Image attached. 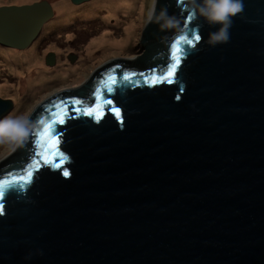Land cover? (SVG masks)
Returning <instances> with one entry per match:
<instances>
[{"label": "water", "instance_id": "1", "mask_svg": "<svg viewBox=\"0 0 264 264\" xmlns=\"http://www.w3.org/2000/svg\"><path fill=\"white\" fill-rule=\"evenodd\" d=\"M243 2L227 43L209 46L215 27L189 21L200 40L184 46L173 82L151 83L152 69L166 70L182 34L163 43L173 30L147 22L142 72L112 62L33 110L43 125L0 162V180L38 168L0 199V264H264V0ZM180 4L154 7L186 21ZM53 14L46 0L0 6V45L27 48ZM98 96L112 99L99 122L83 114ZM11 109L0 99V116ZM53 113L65 119L55 135L66 159L45 164L36 141Z\"/></svg>", "mask_w": 264, "mask_h": 264}, {"label": "rangeland", "instance_id": "2", "mask_svg": "<svg viewBox=\"0 0 264 264\" xmlns=\"http://www.w3.org/2000/svg\"><path fill=\"white\" fill-rule=\"evenodd\" d=\"M42 0H0V6L2 5H23V4H31L33 2H38ZM52 6L54 15L53 17L43 25L40 33L41 36L35 39L37 50H40V58L42 62L49 68L54 67L55 65H60L62 63L71 65L69 75L62 82L53 81L52 84H45L46 89H50L48 95L42 97L40 100L31 101L29 95H24L19 98L17 96L19 91V87L3 88L2 79L3 77L0 75V97H5L9 99L3 100H11L13 102L14 108L12 111L13 114H25L30 115L35 108L47 97L60 93L61 91H66L70 88H80L87 81L86 78H90L97 69L101 68L100 66L104 62L112 61L115 59H134L136 56L144 53V49L138 47L139 42L142 40L143 29L147 26V17L149 12L153 10L155 6L156 0H135L136 3L142 5V11L145 10L144 13L141 14V17L135 19L136 22H130L134 35L132 39L128 40L119 51H116L114 47L105 48V52L101 53L99 47H94L93 49H89L87 46V41L94 37L96 34L103 32L104 28H113L115 21L120 24L111 30L115 35L120 36L122 33L125 24L131 20L130 14H120L119 17H109L101 19L99 15L95 17H75L70 18L64 25H50L51 21L54 20L56 10L54 9V4L56 0H46ZM91 0L82 1L79 4H75L70 0H67V3L70 5H75V9H78L82 5H88ZM80 6V7H79ZM80 12V11H79ZM102 16V15H101ZM133 16V20H134ZM40 33L38 35H40ZM94 35V36H93ZM34 40V41H35ZM33 41V45H34ZM142 42V41H141ZM143 43V42H142ZM28 49V48H27ZM27 49H10V47L5 48V46L0 45V50L4 53L5 58H8L7 54L15 51H25ZM49 52H54L58 56V59L55 61V64L48 65L46 64V59L50 55ZM59 53V54H58ZM89 54V57H86V54ZM60 55V59H59ZM76 56L74 58V56ZM132 55V56H131ZM73 56V60L71 58ZM54 60V58H53ZM72 60V61H71ZM76 66H79L77 69ZM3 67V66H2ZM0 65V69H2ZM66 67V66H65ZM70 67V66H67ZM12 72L11 70H9ZM6 81V79H4ZM8 84H12L15 82L14 79L9 78L7 80ZM55 82H58L56 84ZM12 97V98H11ZM1 99V98H0ZM29 99V100H28ZM14 100V101H13ZM31 105H28V104ZM16 105V106H15ZM18 107V108H17ZM3 151V145H0V153ZM14 152L12 150L10 155ZM6 158L1 157L0 162Z\"/></svg>", "mask_w": 264, "mask_h": 264}, {"label": "bare ground", "instance_id": "3", "mask_svg": "<svg viewBox=\"0 0 264 264\" xmlns=\"http://www.w3.org/2000/svg\"><path fill=\"white\" fill-rule=\"evenodd\" d=\"M56 14L54 20L50 25H64L70 18L75 17H95L99 15V18L106 19L109 17H119L120 14H130L131 20L125 24L120 36L115 35L111 30L117 27L120 23L115 21L113 28H104L103 32L96 34L90 40L87 41L89 49L99 47L101 53L105 52V48L114 47L116 51L130 39H132L134 32L130 22H136V18L141 17L142 5L136 3L135 0H91L88 5H82L77 11L75 5H70L67 0H56L54 4ZM54 15V14H53ZM102 15V16H101ZM133 16L134 20H133ZM40 35H37L36 39ZM36 41H34L25 49V51H15L7 54L8 58H5L4 53L0 50V75L3 77V88L19 87L20 93L17 94L19 98L24 95H29L31 101L40 100L42 97L49 94L50 89H46L45 84H52L53 81L62 82L69 75L71 65L62 63L55 65L52 68L47 67L40 58V50H37ZM39 53H38V52ZM59 54V53H58ZM89 57L87 53L85 55ZM60 59V55H59ZM66 66V67H65ZM70 66V67H67ZM79 69V66H76ZM11 70L12 72H10ZM12 78L15 80L12 84H8L7 80ZM6 79V81L4 80ZM87 81L89 80L86 78ZM86 81V82H87ZM58 82H55L58 84ZM85 82V83H86ZM13 89V88H12ZM12 98V97H11ZM29 100V99H28ZM14 101V100H13ZM28 105H31L30 103ZM16 106V105H15ZM18 108V107H17ZM6 146L3 145V151L0 153V158H8L10 152Z\"/></svg>", "mask_w": 264, "mask_h": 264}, {"label": "clouds", "instance_id": "4", "mask_svg": "<svg viewBox=\"0 0 264 264\" xmlns=\"http://www.w3.org/2000/svg\"><path fill=\"white\" fill-rule=\"evenodd\" d=\"M180 6L187 17L215 27V31L209 33L206 41L213 47L229 41L233 18L244 10L243 0H181ZM147 22L156 24L161 31L173 30L182 35L187 33L185 21L179 16L169 14L166 7L158 11L153 7ZM200 27V24L195 25L193 32L198 33ZM43 123L42 117L33 119L22 113L9 112L0 116V145L9 150L24 146Z\"/></svg>", "mask_w": 264, "mask_h": 264}, {"label": "snow or ice", "instance_id": "5", "mask_svg": "<svg viewBox=\"0 0 264 264\" xmlns=\"http://www.w3.org/2000/svg\"><path fill=\"white\" fill-rule=\"evenodd\" d=\"M192 18L189 16L185 21L186 27H188L189 21ZM200 40V36L196 33H192L190 36L188 33L183 35H179L176 37L175 41L171 44V54L169 57L170 63L166 66V70H162L161 74H157L156 69H152V73L154 76H157L156 79L152 80L151 83H161V82H173L175 78L176 72L179 70V65L181 62V57L186 54V49L184 48L187 45L189 48L195 47V43H198ZM195 42V43H194ZM119 67V65H117ZM134 75L145 76V73H125L122 77L125 81H130L131 77ZM147 79V77L145 76ZM119 81L115 76L110 77V85H106L105 90L108 93H113L118 85ZM100 91L99 89L97 90ZM101 97H97V103L83 111L84 115L91 116L99 122L102 118V111L104 104L111 105L112 99L104 98L103 103L100 102ZM73 105H79L82 102L80 100H73ZM63 105V101L60 102V105L56 107H61ZM64 107V116L67 115V106ZM74 111L77 113L81 112V109L76 107ZM112 111L119 117V109L113 108ZM53 119L44 124V130L39 133V139H37L36 143L38 146L42 147V151H38L36 156H39L45 164H53L55 161V156L58 154L62 159H66L64 154L60 152L59 144L61 142L60 137L55 135V127L57 124L65 123L64 116H61L59 113L52 114ZM36 163H39L38 161ZM55 167H62L60 164H54ZM38 171L37 169L28 168L21 171L20 175L12 174L11 179L0 180V199L5 198V194L12 189L21 188L24 189L27 186H30L34 181L35 173ZM63 175L67 177L69 173L67 171L63 172ZM3 214V206H0V215Z\"/></svg>", "mask_w": 264, "mask_h": 264}, {"label": "flooded vegetation", "instance_id": "6", "mask_svg": "<svg viewBox=\"0 0 264 264\" xmlns=\"http://www.w3.org/2000/svg\"><path fill=\"white\" fill-rule=\"evenodd\" d=\"M41 34V33H40ZM139 46V48H140V50L141 49H143L144 47H145V44L144 43H142L141 41L139 42V44H138ZM5 48H7V47H5ZM10 49H14L15 50V48H10ZM17 50V49H16ZM48 54H50V55H52V57L54 58V64H55V61L58 59V56L56 55V53H54V52H49ZM74 56V55H73ZM73 56H71V58H72V60H73ZM132 56V55H131ZM76 56H74V58H75ZM57 58V59H56ZM71 60V61H72ZM146 60V59H145ZM119 63V64H121L122 66H125V67H130V68H135V69H139V70H143V60H142V54H140L139 56H136V58H134V59H128V60H122V59H115V60H113V61H108V62H104V63H102L100 66H102V67H104L105 65H107V64H111V63ZM82 88V86L80 87V88H76V87H74V88H70V89H68V90H66V91H73V92H77V91H79L80 89ZM61 92H63V91H61ZM1 99H9V98H5V97H0ZM13 108H14V105H13ZM13 109H11L10 111H12ZM9 111V112H10Z\"/></svg>", "mask_w": 264, "mask_h": 264}, {"label": "trees", "instance_id": "7", "mask_svg": "<svg viewBox=\"0 0 264 264\" xmlns=\"http://www.w3.org/2000/svg\"><path fill=\"white\" fill-rule=\"evenodd\" d=\"M176 33H177V32L172 31V32H170L168 35H166L165 37H162L163 43H164L165 41H167L170 37H174V36H176ZM154 41H155V40L150 41L149 44L154 43ZM146 45H147V44H146ZM143 65H145V64L143 63ZM133 69H134V71L142 72V70L135 69V68H133Z\"/></svg>", "mask_w": 264, "mask_h": 264}]
</instances>
